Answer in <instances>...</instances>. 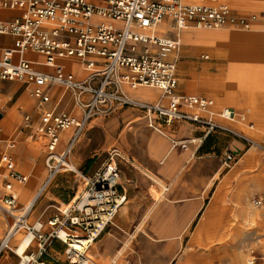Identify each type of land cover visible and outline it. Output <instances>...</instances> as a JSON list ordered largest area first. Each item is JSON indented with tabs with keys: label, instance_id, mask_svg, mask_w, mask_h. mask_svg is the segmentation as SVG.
I'll return each instance as SVG.
<instances>
[{
	"label": "built area",
	"instance_id": "1",
	"mask_svg": "<svg viewBox=\"0 0 264 264\" xmlns=\"http://www.w3.org/2000/svg\"><path fill=\"white\" fill-rule=\"evenodd\" d=\"M1 8H21L19 16L0 22V35L10 34L20 38L17 47H5L0 58V80H19L32 86V93L40 104L50 102V89L63 86L81 109L77 117L56 107L42 113L38 134L46 140L47 177L38 196L43 193L62 172H73L83 181V188L71 199L56 206V213L47 221L28 220L34 202L19 208L12 184L6 183L9 192L2 198L0 208L13 217L14 222L0 235V257L12 250L19 257L18 264H100L89 254L95 240L113 224L120 208L127 201L121 183V171L112 150L108 158L93 173L77 168L70 156L92 119L108 116L117 108L133 106L145 111L149 126L161 131L157 123L187 120L207 127L206 134L215 128L234 130L218 124L211 118H201L187 113L183 107L205 109L212 100L197 94H178V57L169 56L181 47L177 38L160 36L155 31L158 22L170 17L173 27L181 32L185 26L220 28L228 25L249 29L259 19L256 13L235 14L227 3L219 0H0ZM112 20L98 21L96 18ZM118 22V23H117ZM32 50L45 56L46 72L38 69L35 61L26 57ZM75 56L83 63L87 75L77 78L65 69L59 58ZM152 86L160 88L169 97L167 105L135 100L124 86ZM227 109L221 116H234ZM31 123V116H25ZM73 128L68 144L58 151L61 132ZM247 140L250 138L239 134ZM190 141H194L191 139ZM187 140L181 142L183 147ZM229 154L228 159H233ZM8 173L17 181L26 177L14 169L11 156L3 155ZM254 204L260 206L261 198ZM19 212V213H18ZM25 230L32 241L25 252L12 249L17 232ZM81 236L86 243L74 244ZM36 245H33V242ZM55 243L64 247L66 259L57 257ZM31 247L34 249L29 250Z\"/></svg>",
	"mask_w": 264,
	"mask_h": 264
},
{
	"label": "crops",
	"instance_id": "2",
	"mask_svg": "<svg viewBox=\"0 0 264 264\" xmlns=\"http://www.w3.org/2000/svg\"><path fill=\"white\" fill-rule=\"evenodd\" d=\"M219 1L227 3L235 14L256 13L260 15L261 18L259 17V19L253 23L252 27L246 30L233 27H223L208 31L218 32L226 30L249 32L255 26L263 27L264 1L255 6L250 4L257 2V0ZM21 12V8L14 9L0 7V22L12 20L19 16ZM96 20L112 21L99 17H97ZM185 30L205 29L189 27L185 28L183 31ZM176 31L177 30L173 28L172 18L170 17L164 19L163 23L157 28V34L160 36L165 35L163 37L167 38H177L175 36ZM181 34L182 33L179 32L180 36ZM19 41L20 38L14 35H0V58L5 47H17ZM182 45L183 44L181 43V47ZM189 48L190 47L187 46L186 53L192 56L198 53L199 49L196 52H193L190 51ZM208 48L211 49L213 56L222 59L220 64L216 63L211 65V63H202L203 61H209L212 59L211 54L209 53L201 54L199 61L179 62L178 58V94H197L212 100L213 97L226 93L227 90L225 85L231 79L228 62L224 59L223 54L220 56L214 52V48ZM180 49L171 54L169 58L173 59L175 56L178 57ZM26 57L35 61L37 63L35 66L38 69L46 72L52 71L51 67L43 64L45 60L43 54L28 50L26 52ZM59 62L65 66L67 71L75 74L77 78L83 79L87 75V71L83 68V63L75 56L59 58ZM260 64L264 66V55ZM186 65L189 66V69L187 70H185ZM203 65H205V68H201ZM204 69H206L205 72ZM202 81L208 84H198ZM236 84H264V76H258L250 70L243 71L237 74ZM124 89L128 95L143 102H153V104L162 103L165 105L169 103V97L164 95L163 91L157 87L138 86L137 88H131L130 86L125 85ZM49 91L51 96L50 102L40 104L37 97L32 93L31 85L25 84L19 80H0V198H3L9 192V190H6L5 186L7 182H10L12 184L11 191L16 197L19 206H25V204L27 205L29 202H34L33 207L29 212L28 219L37 218L43 222H47L56 213V206L70 200V186H68L69 184H67V182H69L71 178V172L60 173L52 184L38 196L48 173V168L46 166V140L43 136L39 135L37 131V127L40 125L43 116L42 113L46 109L56 107L57 109L65 110L74 116H82L81 109L75 105L71 93L63 86H53ZM227 108H232L236 112H239L235 107L229 106ZM183 110L194 116L201 118H208L206 116H209L213 119L215 116L220 117L218 113L223 109L214 112L216 110L212 111L211 107V111L209 110L210 113L201 112L197 109L188 107H183ZM239 113L242 114L241 112ZM210 114L213 115L210 116ZM26 115L31 116L30 124L25 123ZM148 119L149 118L146 117L144 110L133 106L119 107L108 116H100L92 119L76 143L73 153L70 156V160L75 161L80 167L87 169L86 173H93L102 165L104 162L103 160L105 159V157L102 158V156H106V152L111 146L116 145L126 155H129L127 157L132 161V165L124 166L122 171V187L127 194V201L123 207L120 208L115 217L117 226L121 229H125L127 226L131 225L133 219L141 214V203L146 195H149L151 200L148 206L149 208H147L145 214H143V218L140 220L136 228L138 226L142 227L145 219L151 216L147 228L144 230L141 228L138 231L143 233L147 232L148 234V228L150 226L149 229H151L154 238L163 239L173 237L177 228L172 226L169 221V219H171V214L173 213L169 212L168 215H164L162 213L163 210H161L160 207L165 204V202L183 203L189 199L191 201L189 203L188 211H192L193 209L197 210L202 204V199H205V193L210 187H212L213 180L209 184H206V189L199 185H188L186 188L184 185V178L182 177L183 167L186 163H189L192 155L196 154L203 142L202 139L206 136L193 137L197 133L206 132L205 129L202 130L205 126H195L197 123L187 120H174L171 123L158 121L157 123H159L158 125L161 128V131H158L149 126ZM240 121L243 122L244 120L242 119ZM246 122L247 125L243 124L247 128L252 129L248 124L253 123V121L248 118ZM234 126L244 131V128L238 126V124L235 123ZM72 132V127L71 129L69 128L61 132L63 133V136L60 135V142L58 144L59 148H57L58 151H62L66 147ZM239 133L248 137L243 132ZM190 139H194V141L189 142L186 147L181 145V142ZM197 139H200L199 142H197ZM232 147L236 151L241 150L242 143L238 140H234L232 142ZM246 152L247 150L243 153L240 160L238 159L239 161L236 162L237 164L241 163ZM4 154L11 156L14 169L27 178L25 182L6 177L8 167L3 161ZM260 156L262 155L256 153L254 158ZM229 170H227L222 176L219 175V172L215 174L214 179H216V182H220L216 183L211 198L221 182L227 178ZM231 184L234 183L231 182ZM57 185L62 186L56 188L58 187ZM159 185H163V189H160ZM63 186L65 188H62ZM226 187H229V184L226 185ZM15 189L18 190L22 200H20L19 196L16 194ZM21 190H23V193ZM253 193L256 194H254L251 204L257 209L252 208L249 202V198ZM162 196L166 197L167 200L159 204L157 207V200ZM258 197L262 199V204L260 206L254 204V199ZM210 201L206 204L207 208L202 218L211 214V211L208 210ZM248 203L253 211L260 209L264 203L262 193L255 188H251L248 196ZM235 213H237V210H235ZM6 221L5 217H0V228L2 229V234L0 235H3L11 225L10 224L5 228ZM157 221L161 224H157ZM251 224L254 225L255 228H264V226H256L254 223ZM157 232H165L166 234L164 236H159ZM15 237L13 238L12 243L16 248L19 243ZM97 239L90 246L89 254L94 260H103L109 263V260H113L118 253H113V244L108 243L109 241L103 242L97 241ZM95 243L96 246L93 248L92 252V247ZM129 243L132 242L130 241L125 244V247L128 246ZM61 247L62 245L60 243H55V248L58 252ZM32 249L34 248L31 247L29 250ZM174 253L172 259H169L168 264H180L179 260L175 258ZM120 256L118 260H120ZM19 257L20 256L14 251L7 250V252L5 251V253L2 254V257H0V264H18ZM117 261L115 264H118Z\"/></svg>",
	"mask_w": 264,
	"mask_h": 264
},
{
	"label": "rangeland",
	"instance_id": "3",
	"mask_svg": "<svg viewBox=\"0 0 264 264\" xmlns=\"http://www.w3.org/2000/svg\"><path fill=\"white\" fill-rule=\"evenodd\" d=\"M262 1L264 0H257V2L253 4L251 3L250 5L255 6ZM258 16L261 18L260 15ZM226 27H233V28L246 30V28L233 26V25H228ZM197 32L202 33V32H214V31H208V30L183 31L181 34L183 45L179 51V56H178L179 62L199 61L201 54L209 53L211 54L212 59L209 61H203L202 63H209V64L211 63V65H214L216 63L220 64V62H222L221 61L222 59L217 56H213L211 49L208 47L214 48L213 49L214 52H216L220 56L223 54L224 59L227 62H229L228 47L227 44L224 42V40H229V38L227 39L220 38L216 42L214 41L205 42L204 44L201 45L202 47L201 46L192 47L185 41L183 36L185 34L195 36ZM218 32L224 33L227 31L223 30ZM232 32L235 33L234 35L236 36L241 35V33H244V35H248V36L250 35L249 36L250 38H248V36L244 37L242 39L243 42L246 43V45L249 46L250 49H254L259 46V48H257V50H259L257 51V53L259 55V58L261 59L263 58L264 47L259 44L258 46L256 45L253 48L250 44H254V41L251 38L253 37V39H255L254 37L257 36L255 34L257 33L258 35L264 34V23H263V27L255 26L249 32H242V31L241 32L232 31ZM175 36L176 37L179 36V31L175 32ZM231 42H234V40H231ZM187 46L190 47L189 48L190 51L193 52H196L199 49L198 53L194 56L186 53ZM204 66L205 65H203V67L201 66V68H205ZM261 67L262 68L260 70L256 69L257 71L254 72L258 76L261 75L264 76V66L262 65ZM187 69H189V66L186 65L185 70ZM247 69L248 68H246V70L244 71L253 70L251 68L249 70ZM205 70L206 69H204V72ZM229 70L231 74V79L227 82L225 87H228L231 84H233V86L235 87L240 85V84H236L238 72L231 69L230 65H229ZM241 85H243L244 88H246L249 92L257 91L256 94H259L258 90L260 91V89L262 90L264 88V84H250V85L241 84ZM257 96L259 98L258 99L256 98V100H261L260 96L259 95ZM133 98L135 99V97ZM213 100H214V104L212 106V111L216 110L214 112H218L229 106L235 107L237 111L241 112L246 116L245 119L246 121L250 117L253 123H250L248 125L250 126L254 125V126H252V129L247 128L244 124H241L242 122L239 120L238 116L235 115L234 116L236 118L234 120L224 117H218V116H215V118L213 119L212 117L209 116L206 117L211 118L213 121H215L218 124H222L229 127L230 129L234 130L237 133L243 132L247 136L249 135L248 138L250 139L252 138L262 144L258 146L254 143L253 140L249 141L239 135L242 133L236 134L232 131H225L220 128H215L206 135L205 133L207 132V127L203 124L197 123V125L195 126H200V125L205 126V128L203 127L202 130L205 129L206 132L197 133L196 135H194L193 138L203 137L204 135L206 137L202 139L203 142L201 143L196 154L192 155L191 159L189 160V163H186L185 166L183 167L182 177L184 178V185L186 188L188 187V185L190 186L199 185L200 187H204V189H206V184H209L213 180L212 181L213 185L205 193L204 195L205 199H202V204L200 205V207H198L197 210L193 209L192 211H188L189 203L191 201L189 199L183 203L165 202V204H163L160 207V209L163 210L162 213L164 215H168L169 212L173 213L171 214V219H169V221L171 222L172 226L177 228V230L173 237L156 239L152 235L151 229H149L150 226L148 228V234L147 232L143 233V232H139L138 230L135 232L136 226L143 218V214H145L151 202L149 195H146L143 202L141 203V210H140L141 214L133 219L131 225L127 226L125 229H121L120 227L117 226L116 218H114L113 224H110L97 239V241H103V242L109 241L108 243L113 244V253L116 254L118 253L117 256L113 260L111 259L112 261L109 260V263L103 260L95 259L96 261H98L101 264H115L119 256L122 254L120 256L121 257L120 260L117 261L118 264L119 263L120 264H142V263L168 264L169 259H172L173 257L172 255L175 252L174 256L177 260H179L180 264H264V228H255V226L251 224L254 223L256 226H264V214L259 216L258 217L259 219H257L256 221H251V220L245 221L241 216H238L237 213H235L236 210L235 208L228 210H221L220 209L221 200L219 201V199L225 197L229 200L230 205H234L236 194H238V192H242L248 203V196L251 188H255L259 190L264 197V188H260L256 182V176H257L256 174H260L264 170V130H263L264 125L262 124L260 125V123L258 122L257 119H255L254 116L252 117L251 115H249L246 112V109L240 108L239 106H237V103L234 101L232 102L229 101L228 103L215 104L217 102L216 98L213 97ZM258 105H261L260 107L264 108L263 102L262 104H258ZM260 107H257V109ZM246 121L244 122L247 123ZM235 123L238 124V126L243 127L244 131L238 127H235L234 126ZM190 140H187V142L188 143L191 142ZM199 140L200 139H197V142H199ZM234 140H238L242 143L241 150L236 151L232 147V142ZM114 149H116L118 153L115 159L121 171V183H122V171L124 169V166L127 165L131 166L132 161L128 159L127 156L129 155H126L122 150L118 148V146L113 145L110 147L109 150H107L106 156H102V158L105 157V159L103 160L104 162L107 160L109 153ZM246 150L253 151L251 159L244 160V156H245L244 155L241 163L237 164L236 162L240 160L241 156ZM256 153H259L262 156L254 158V155ZM229 154H232L234 156L233 159L231 160L228 159ZM71 162L75 164L77 168H81L84 172H87V169H85L84 167H80L75 161L71 160ZM227 170H229L227 174V178L221 182V184L218 186L214 195L211 198L216 183L220 182V181L216 182V179H214L215 174L219 172V175L222 176L224 173H226ZM70 176L71 178L69 182H67V184H69L68 186H70L69 193L71 199L74 192H76L77 190L80 191L83 188V181L79 176H77L73 172H71ZM231 182H233L234 184H231ZM228 184L229 187H226V185ZM57 186L58 187L56 188H59L62 185H57ZM159 187L160 189H163L164 186L159 185ZM62 188L65 187L63 186ZM15 191L20 198L18 190L15 189ZM21 191L23 193V190ZM254 194L256 193H253L250 196L249 202L252 208L257 209L251 204ZM20 200L22 199L20 198ZM165 200H167L166 197L164 196L160 197L157 200L156 206L158 207L159 204H161ZM209 201L210 203L208 205V210L211 211V214L209 216H205L202 218L207 208L206 204ZM0 203H2V198H0ZM227 203L228 202L226 203L223 202L222 204H227ZM19 208H22V206H19ZM257 212L264 213V203L262 207L257 210ZM0 217L3 218L5 217L7 220L5 222L6 225L5 228H7L8 225L14 222L13 217H11L8 213H6V211L3 210L2 208H0ZM150 219L151 216L145 219V222L143 223L142 226L143 230L147 228V226L149 225L148 223H150ZM28 220L30 224H34L38 219L29 218ZM44 223H45V228L47 229L48 222H44ZM157 224H161V223L157 221ZM196 229L197 231L195 232ZM21 232H22L21 238H23L26 232L25 230H21ZM157 233L159 234V236H164L166 234L165 232H157ZM0 234H2L1 228H0ZM130 241L132 243H129V245L125 247V244ZM33 245H36L35 241L33 242L32 246ZM11 246L12 249L15 248V245L13 243L11 244ZM95 246L96 243L92 247V252ZM123 247L125 248L123 249L122 252H120V250ZM63 251H64V247L62 246L61 248H59V253H57V257H59L60 260L66 259L63 254Z\"/></svg>",
	"mask_w": 264,
	"mask_h": 264
},
{
	"label": "bare ground",
	"instance_id": "4",
	"mask_svg": "<svg viewBox=\"0 0 264 264\" xmlns=\"http://www.w3.org/2000/svg\"><path fill=\"white\" fill-rule=\"evenodd\" d=\"M232 2V1H231ZM164 20H162L161 22H158L155 25V31L157 32V28L160 24L163 23ZM161 27V26H160ZM196 28V29H205V30H215V29H220V28H206V27H202V26H185L181 29V33L183 32V30L185 28ZM174 28V27H173ZM162 29V28H161ZM250 29V28H249ZM194 32V31H193ZM235 33H233L232 31H227V32H202L199 33L197 32L195 36H191V35H187L185 34L183 37L185 39V41L192 47H199L202 44H204L205 42H209V41H214L216 42L218 39L223 38V39H227L229 38V40H224V42L227 44L228 47V63L231 66V69H233L234 71H237L238 74L240 72H243L244 70H246V68H248L247 70H249L250 68L253 69L251 70L253 73L255 71H257L256 69H261L262 65L260 64L261 62V58H259V55L257 53V48H259V44L262 45L264 47V34L262 35H257L255 36L253 39V37L251 38L254 41V44H250L253 48L257 45L258 47L254 48V49H250L249 46L246 45V43L243 42V38L248 36V35H244V33H241V35H234ZM237 34V33H236ZM165 36V35H162ZM228 36V37H226ZM250 36V35H249ZM248 36V38H250ZM226 37V38H224ZM231 40H234V42H231ZM180 42L182 43V39L180 36ZM264 49V48H263ZM261 52V51H260ZM258 70V71H259ZM199 84H208L204 81L199 82ZM235 84V83H234ZM221 85V84H220ZM250 85V84H249ZM142 89V88H141ZM151 89V88H150ZM220 89V88H218ZM134 90V89H133ZM136 90V89H135ZM138 90V89H137ZM140 90V89H139ZM226 93L220 96H215L214 98H216L217 102L215 104H219V103H228L229 101H234L237 103V106H239L240 108H244L246 109V112L251 115L252 117L254 116L255 119L258 120V122L260 123V125H264V108L260 107L261 105L258 104H262V102L264 103V88L260 91L258 90L259 94H256V92H249L246 88H244L243 85H238V86H233V84L229 85L228 87H226ZM133 92V91H132ZM148 92V91H147ZM140 93V92H139ZM138 94V93H137ZM259 95L261 100H256V98L258 99L259 97L257 96ZM214 104V100L212 99V104L208 107H206L205 109H199V111L201 112H209V110L211 109V107ZM257 107H260L257 109ZM227 109H232V108H225L223 109L220 113H218V115L220 117L222 112H225ZM234 110V109H233ZM242 110V109H241ZM210 113V112H209ZM235 116H238V118L240 120H244L245 121V116L240 114L239 112H236L234 110ZM213 114H210V116ZM232 116L230 117L231 120H234L236 117ZM237 118V119H238ZM250 118V117H249ZM243 121V122H244ZM243 122L241 124H243ZM245 125H247L244 122ZM254 126V125H253ZM252 127V126H250ZM260 128V126H259ZM71 129V128H70ZM247 130V129H246ZM264 130V129H263ZM252 132V131H251ZM256 132V131H255ZM260 132V131H259ZM263 133V132H262ZM63 134V133H62ZM61 134V135H62ZM260 134V133H258ZM249 136V135H248ZM257 136V135H255ZM252 137V136H251ZM260 137V136H259ZM252 139V138H251ZM254 141V143L256 145H260L262 143L252 139ZM59 148V147H58ZM252 153L253 151L249 150L245 153L244 156V160H250L252 157ZM248 171V170H247ZM241 172V171H240ZM260 173V172H259ZM240 175V174H239ZM256 182L259 185L260 188H264V170L260 173V174H256ZM240 180V179H239ZM248 185V184H247ZM247 187V186H246ZM237 188V187H236ZM246 190V189H245ZM247 191V190H246ZM221 200V201H220ZM221 206L220 209L221 210H228V209H232L235 208L237 210V215L241 216L243 218V220L245 221H256L257 219H259L258 217L261 216L264 213L261 212H257V211H253L250 209L245 196L243 195L242 192H238V194H236L235 197V204L234 205H230L229 204V200L225 197L219 199ZM228 202L227 204H222L223 202ZM32 202H29V204H31ZM2 204V203H0ZM217 210V209H216ZM142 227L138 226L135 230V232L137 230H140ZM21 231L17 232V234L15 235V239L17 241H19V245L15 248V250L19 253L22 254L23 252L26 251L28 245L30 244V242L33 240L32 235L26 234L23 236V238H21ZM199 235V234H198ZM74 244L77 246L78 243L82 242V243H86V240L81 237V236H77V238H74ZM94 243V242H93ZM127 244V243H126ZM124 248V247H123ZM123 249L120 250V252H122ZM119 252V253H120ZM97 256V255H96ZM235 256V255H234ZM239 257V256H238ZM235 258V257H234Z\"/></svg>",
	"mask_w": 264,
	"mask_h": 264
}]
</instances>
